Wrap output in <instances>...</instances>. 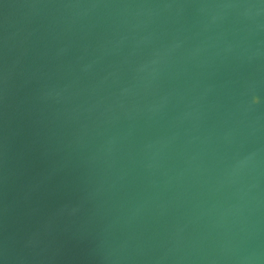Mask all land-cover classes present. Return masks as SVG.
Listing matches in <instances>:
<instances>
[{
  "label": "water",
  "instance_id": "obj_1",
  "mask_svg": "<svg viewBox=\"0 0 264 264\" xmlns=\"http://www.w3.org/2000/svg\"><path fill=\"white\" fill-rule=\"evenodd\" d=\"M0 264H264V0H0Z\"/></svg>",
  "mask_w": 264,
  "mask_h": 264
}]
</instances>
